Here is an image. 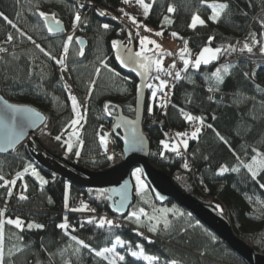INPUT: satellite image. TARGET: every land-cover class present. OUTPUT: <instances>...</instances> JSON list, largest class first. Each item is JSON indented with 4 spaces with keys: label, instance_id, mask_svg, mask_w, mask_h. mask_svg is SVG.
I'll return each instance as SVG.
<instances>
[{
    "label": "trees",
    "instance_id": "obj_1",
    "mask_svg": "<svg viewBox=\"0 0 264 264\" xmlns=\"http://www.w3.org/2000/svg\"><path fill=\"white\" fill-rule=\"evenodd\" d=\"M37 2L39 6L43 3H63L71 14L79 11L83 16L82 21L86 22L81 23L85 29L82 37L85 40V46L82 47L83 56L79 55L81 48L76 43V37L69 46L65 61L75 94L86 96L87 111L80 133V140L83 143L79 148L80 155L77 156V162L95 171L106 169L107 161L105 156L99 153L96 130L100 124L112 126V118L117 113V108L112 110V115L109 116L104 111V104L110 101L112 105H118L123 114L132 117L138 89L137 80L121 72L113 58L112 41H125L123 17L119 11L121 0H0V12L16 24L25 23L30 27L28 32L38 41L37 43L58 57L64 41L61 36L47 35L43 21L33 7ZM145 2L152 3V0ZM81 4L83 7H80ZM169 5L175 7V12H167ZM95 8L105 12L108 17L99 15ZM194 13L206 20L204 26L198 25L195 30L188 27ZM166 15L172 20L171 24L163 23ZM210 15L211 9L201 5L199 0H155L148 17L146 19L144 16L139 17L137 20L155 31L163 30L165 38H173L171 33L177 32L179 37L188 41L190 56L206 45L221 47L234 44L239 50L245 37L251 32L257 33L258 39H264L259 36V33L264 31L259 23L264 19V0H230L229 9L221 14L217 22L209 20ZM103 24H109L110 27L105 30L101 27ZM7 33H11L14 37V43L11 45L2 43ZM209 36L214 37L210 45H208ZM173 39L177 42L178 53L183 42L179 38ZM238 41L241 43L237 44ZM132 43L137 49L138 38L133 36ZM0 46L13 49L11 52L0 53V83L5 97L13 102L28 103L38 110L49 111L54 119V134L60 135L67 127V122L72 119V113L68 107V94L59 70L50 68L48 79L41 80L31 75L30 57L33 55L34 46L30 41L18 36L15 29L2 18H0ZM230 52L222 53L219 59L208 65L202 64L199 69L190 65L187 71H181L183 62L179 59L178 71H181L182 78L175 80L169 106L165 114L159 111L155 122L143 128V132L149 142L150 162L169 175L183 192L213 207L226 217L239 237L264 253V189H261L244 169L239 173L229 171L222 175L218 174L221 164L232 167L236 160L228 145L219 140L217 132L229 141L231 148L246 162L252 154V147L264 151V63L251 66L244 59L222 62ZM251 53H261L259 45L255 46ZM100 59L106 60L109 67L119 73V76L101 68L97 77L95 69L99 67ZM225 65L228 66V73L221 74L223 82L218 85L219 91H213L219 92L221 97L219 100H209L208 97L212 93L207 88L215 87L217 82L214 77L211 79L208 77L217 68ZM244 73L249 75L246 77ZM253 73L255 75H252ZM155 75L153 69L147 83L153 84L152 81L155 80L151 77ZM93 79L96 80V84L89 97V84ZM256 85L260 86L259 89ZM151 90L146 87L143 114L149 107L156 110L154 99L152 104L150 103ZM180 109H183L184 113L202 116L205 119V126L198 139H188L185 159L175 152L165 150L160 143L162 140L170 141L168 128L182 130L184 127H194L196 124L186 121ZM213 116L216 119H212ZM207 124L213 127L208 128ZM56 142L65 148L63 137ZM114 144L117 148L121 147L117 140ZM76 152L75 148L69 153L70 159L74 158ZM187 161L193 167L192 171L183 167ZM28 163H31L48 181L47 184L40 185L39 181L28 173L23 180L17 181L12 197H7V188L0 187V208L5 207L2 205L5 201L14 206L7 208V215L13 218L19 216L26 223L44 225L43 229H25L24 232L19 233L24 237L22 244L27 247L15 256V264H37V261L39 264H63L65 259L70 260L72 264H107V261L95 257L94 253L87 249H81L79 254L73 255L74 242L57 227L65 216L70 226L75 228L72 234L85 240L92 248L99 250L111 247L116 236L129 242L125 248H116L119 254L126 257L124 262L118 264H148L143 259L131 257L128 253L127 247L131 246L135 249L137 244L143 246L146 254L158 256V262L162 264H169L172 259L180 261V264H244L240 257L202 224L201 227H189L197 221L186 211L183 212L185 213L183 217L172 219L169 230L154 232L159 238L143 237L123 226L99 227L98 218H95L97 223H86L93 217L87 211H70L72 201L79 197L100 210H109L106 193L98 197L99 190L104 189L69 184L59 175L40 168L24 146H19L14 153L0 154V175H4L7 179L9 174L22 171ZM257 179L260 183H264V174ZM24 183L28 185L26 192L23 189ZM66 191L68 208L64 206ZM22 192L28 197L27 200L18 199ZM165 204H174V202L167 200ZM217 204L220 205V209L216 208ZM142 206L133 200L130 210ZM81 223H84L82 228ZM143 224L146 225L143 228L148 230L149 225ZM184 228H187V231L181 230ZM17 231L12 226H6L8 235ZM212 236H215V242L212 241ZM12 243L20 242L13 237L6 241V249L11 247ZM65 248L67 251L61 255L60 250Z\"/></svg>",
    "mask_w": 264,
    "mask_h": 264
},
{
    "label": "snow or ice",
    "instance_id": "obj_2",
    "mask_svg": "<svg viewBox=\"0 0 264 264\" xmlns=\"http://www.w3.org/2000/svg\"><path fill=\"white\" fill-rule=\"evenodd\" d=\"M131 0H122V3L129 4ZM153 3H155V0H152V3H146L145 0H136V4H138L143 9V16L146 19L149 15V12L152 8ZM199 3L201 5H206L207 8L211 9V15L208 17L209 20L212 22H217L221 14L224 13L226 10L230 7V0H223V2H218V0H199ZM33 7L36 10V14L39 16V18L43 21L44 26L47 28V31L49 33H56V32H62L64 31L62 21L57 18L56 14L54 12H45L40 10L39 3L37 2ZM80 7H83L81 4ZM119 11L122 13L123 16L128 17L129 21L133 26L136 28L135 37L139 40L140 48L138 51L133 52L131 48L127 47L123 44L120 40H113L112 41V47L115 49H120L121 47L127 48V57H122L119 54L117 55V59L120 61V63L124 67H131L132 71H135L140 75L141 77H146L149 75L150 72L153 71V69L156 72L155 76H152L151 79L158 81L159 83L157 85H153L150 83H145L143 86L147 87L149 89H152L151 96L153 99L157 97L158 93H163V90L165 88L169 87L168 80L162 79L161 74L165 76L172 77L175 80L181 79V71H187L189 66L199 69L200 66L208 65L212 61H215L219 59V56L224 52L229 51H236V45L234 44H227L221 47L213 48L211 46H204L198 55L195 57L194 60L188 58L191 53L190 49L188 48V41L184 39L183 37H179V34L177 32H172L171 36L173 38H179L183 42V46L178 50V53H172L170 51H159L162 46L161 44L157 43L156 40L149 39L148 36H141L139 29L143 27L144 31L151 32V29H148L146 26L142 25L136 18V16L131 15L130 13L126 12L123 8L119 9ZM168 13L175 12V7L172 5H169L167 7ZM99 15L104 16L106 15L105 12L101 11L99 12ZM0 18H2L8 25H10L15 31L18 33L20 37H26L28 41H30L34 47L42 53L45 57H47L50 60L55 61L57 65L61 66V71H66V59L69 53V45L73 41V35H68L66 38L65 43L62 46V53L60 54V57L57 58L55 55H53L51 52L47 51L44 47L41 46V44L37 43L36 40L33 39L32 35H29L25 31H23L21 28L17 26V24L9 19L7 16L3 14V12H0ZM113 19H117V17H112ZM81 23H86L85 21H82L81 15L79 11H77L74 14L73 19V27L79 26ZM164 24H171L172 20L169 18V16H164L163 18ZM261 28H264V19H261L259 21ZM206 24V21L201 18V16L197 13H194L191 17V23L188 25L189 28L195 30L198 25L204 26ZM103 29L107 30L110 25L109 24H103L101 26ZM157 37L163 36V30L157 31L154 33ZM259 36L264 38V31L259 33ZM133 39V33L131 30L128 31V40L129 43H131ZM214 37L209 36L208 37V45L211 44ZM3 44H13L14 43V37L11 33H7L6 39L2 42ZM76 43L83 44L84 41L82 38L77 37ZM241 42H237V44H240ZM148 45L154 46V49L148 48ZM259 45V51L261 53H264V39H258L257 33L251 32L248 34V36L245 37V40L242 43V47H240V51H247L251 53L253 51V48L255 46ZM8 49L4 46H0V53L7 52ZM152 52V55L149 56L148 53ZM84 52L81 48L79 50V55L83 56ZM179 56V59L183 62V68L181 71H176L173 73L171 69H174L176 67L175 60H173L172 64L169 65L168 68H165L163 66V59L165 56H173L177 55ZM99 63L101 67H97L95 69V75L98 77L101 72V68L108 70L109 72H112L115 76H119V73L115 72L114 69L110 68L106 60L100 59ZM228 66H222L215 70V72L211 73L209 79L212 77L215 78L217 85L215 87H210L209 91H219V84L223 82L222 73H228ZM244 75L247 77L249 74L244 73ZM252 75H255L253 73ZM61 79L63 80V76H61ZM96 80L93 79L90 81L89 84V97L91 96L92 88L95 86ZM257 89H259V85H256ZM64 88L66 91H68V99L71 101V107L72 112L75 114L74 118L69 120L67 122V127L65 128V132L67 133V140L64 141V144L67 146L66 150L67 152L71 153L73 151V138H77L79 142L82 144L83 141L80 140V130L77 128V125L80 124L82 120H85V116L79 111L82 105H79V102L77 100V97L73 95L70 91L71 86L67 83L64 84ZM139 91V89H138ZM164 95H167L164 93ZM209 100H213V96L208 97ZM0 102L3 103V109H0V130L3 132L2 138H0V152L8 151L9 149H15V146L25 137L26 135V128L32 127L36 124L37 120L43 121L45 118L43 115L37 111L34 108L24 106V105H18V104H10L7 100H4L3 97H0ZM167 102H163L160 104V107H165ZM118 105H112L111 102H106L104 104V111L107 115H112V110L118 108ZM86 107L84 108V112H86ZM149 113L152 112V108L149 107L148 109ZM181 113L184 115V119L190 123H197L200 125L198 127H195L194 130L189 134L188 132H177L175 134L176 138H179L178 141L170 143L167 140H162L160 143L163 145V148L165 150H170L172 152H175L177 154H180L179 149L182 145L185 150L188 149V139L196 140L199 137V134L202 131V128L205 126V119L202 116H194L191 114L184 113L183 109H180ZM121 119L122 123L125 125H134L135 121H126ZM212 119H216L215 116L212 117ZM82 127V126H81ZM102 127V126H101ZM116 128L121 127V124L118 123L115 125ZM206 127L212 128L213 126L211 124H207ZM68 128H71L72 131H68ZM215 131V129H213ZM133 132V138L129 140L127 137H125V142L132 148H135L138 143H142V140L138 141L135 138V132L136 129L132 128ZM219 140H221L225 145H228L229 150L232 152V155L235 157L236 163L232 167H229L227 164H221L218 169V174H224L226 172H236L239 173L241 169L246 170V172L249 174L250 178L253 181H256L259 184V187L261 189H264V183H260V181L257 179L261 176V174H264V151L259 150L256 147L251 148V155L247 162L245 159L241 158L240 155L236 153L235 150L231 148V144L227 139H225L224 136H221L219 132L216 133ZM57 141H60L62 139L61 135H57L55 137ZM101 144H106V139L104 136L100 137ZM76 156L80 155V152L77 151L75 153ZM163 155V153H161ZM108 159H113L112 156H108ZM207 159V157H205ZM183 167L185 169L189 168V164L185 162L183 164ZM30 171V174L35 177L37 181H39L40 185H45L48 183L47 180L42 177L39 172L36 170V168L31 164L28 163L22 168V171H18L15 173V178L9 180L6 179L4 175H0V187L7 188V197H12L13 192L12 188L17 185L18 180H23L25 174H28ZM141 173L142 169L136 168L131 175L135 178L136 181V188L138 192H143L145 190V185L142 183L141 180ZM128 187L127 182H125L119 189L112 188L110 190H99L98 197L104 196L106 192L110 191L112 193H117L121 196V199L114 205V210L121 211L125 206V199H126V189ZM28 188L27 183L23 184V189L26 192ZM110 198V197H109ZM19 200H27L28 197L23 194V192L18 197ZM157 199L163 200L164 197L157 194ZM49 203H51V199L49 198ZM64 206L65 208H68V194L67 191L65 193V200H64ZM217 209H220V205H216ZM70 211H95L94 209H90L87 204H84L82 202V206L80 208H70ZM7 213V201H5V207L0 208V264H15V256L19 253H22L26 245H23V239L24 237L20 235L19 233H22L27 230L35 229H43L44 225L34 222H25L24 219H22L19 216H16L15 218L9 216ZM168 213L172 214L173 219L183 217L185 213L181 212L179 209L173 208H163L158 209L155 206L152 208V214L147 212L145 208L140 207L137 210H134L128 214L126 219L134 220V222L138 226H146L143 224L141 217H144L147 221L153 222L151 226H148L149 232H156L157 228L161 225H163L162 230H169L172 226V220L168 219ZM189 216H191V213H188ZM86 223L92 224L97 223L95 218H89ZM105 224H107L110 228L111 227H119L120 225L114 224L112 220H108L106 218H100L98 221L99 227H104ZM6 226H12L14 229L18 230L17 232L11 233V235H8L6 233ZM84 226V223L80 224V227L82 228ZM59 229H61L65 236H68L71 241L74 242L75 247H73L72 252L73 255L79 254L81 249H87L89 252L94 253L95 257L102 258L104 261H107V264H118V262H124L126 257L125 255H121L118 252L115 251L116 246H120L121 248H125L126 245L129 244V242L121 239L119 236H116L114 243H112L111 247H104L99 250L92 248L89 243H86L85 240L78 238L76 235L72 234L75 232V228H72L68 222V218L65 216L63 218V222L59 223L57 225ZM189 227L195 228V227H201L199 221H197L195 224L189 225ZM71 228V231L69 229ZM182 231H187V228L181 229ZM138 235L143 236V232H137ZM15 238L16 241L20 243H12L11 247H8L6 249V241L11 240L12 238ZM147 239V238H146ZM212 241L215 242V236L211 237ZM151 242V241H149ZM135 249L131 246L127 247L128 253L131 255V257H134L136 259H143L144 261H147L148 264H154V262H157L159 260L158 256L155 255H148L145 253V250L142 245L137 244L135 245ZM67 249H61L60 254L63 255L64 252H66ZM203 254V253H202ZM54 255V254H50ZM37 264H39V261H37ZM63 264H72V262L68 259L63 260ZM169 264H180V261L176 259H172L169 261Z\"/></svg>",
    "mask_w": 264,
    "mask_h": 264
},
{
    "label": "water",
    "instance_id": "obj_3",
    "mask_svg": "<svg viewBox=\"0 0 264 264\" xmlns=\"http://www.w3.org/2000/svg\"><path fill=\"white\" fill-rule=\"evenodd\" d=\"M96 12L99 14L101 12L100 9L95 8ZM102 17L107 18L108 15H104ZM64 31L49 33L47 28L45 27V31L48 36H58L65 32V25L62 22ZM83 39V38H82ZM84 43L78 44L81 48L85 46ZM121 41V40H120ZM124 44V43H123ZM127 47L131 48L133 52H135L134 44L127 43L124 44ZM122 57H127V48L121 47L120 49H114V62L117 65L118 69L137 80L138 89L135 95L134 101V110L133 116H127L123 114L120 107L117 108V113L113 115L112 118V133L116 140H118L121 144V149L124 153V159L117 165L95 171L90 169H84L81 174H78L66 166L59 163L57 160L48 157L39 152L33 144L32 133L35 129H37L43 121L37 120L36 124L32 127L26 128L25 137L15 146V149L19 146L25 144L27 152L31 156L32 160L42 169L47 170L49 172L55 173L59 175L62 179L67 181L69 184H73L76 186L84 187V188H102L104 190H110L112 188L119 189L125 182H127L128 187L126 189V199L125 206L121 211L114 210V205L121 199V196L117 193H112L110 191L106 192L108 197L109 210L113 214H117L119 216H124L128 213L130 205L133 201L134 194V185L131 179V172L135 168L142 169V174L144 179L149 186L152 194L155 197V200L158 204L163 205L167 200L173 201L176 205H178L181 209L186 211L187 213H191V216L199 221L205 228H207L210 232L215 234L218 238H220L225 245L234 252L238 257L242 259L244 264H264V253L253 248L248 243H246L242 238L238 237L232 227L230 222L220 213H217L216 210L206 204L201 203L194 197L189 194L183 192L171 179L169 175H167L164 171L157 168L153 165L149 160V142L146 135L143 132V128L141 126L142 117L144 112V104L146 99V87L143 85L147 83L148 76L141 77L137 72L132 71L131 67H124L120 61L117 59V55ZM248 55L246 54L247 61L251 63V60L248 59ZM253 56L255 62L253 64L257 65L263 62L262 58L264 56H256L255 54H250ZM211 96L214 97L215 100H219L221 95L219 93H214ZM0 97H3L4 100H7L10 104H18L24 105L31 108L36 109V107L25 104V103H14L6 99L3 95L0 85ZM0 109H3V103L0 102ZM42 115L43 113L39 111ZM44 117V116H43ZM126 121H135L134 125H125L122 123L121 119ZM120 123L121 127L116 128L115 125ZM136 129L135 138L142 143H138L135 148L130 147L125 142V137L129 140L133 138L132 128ZM3 132L0 130V138H2ZM14 149H9L5 152H0V154H5ZM157 194L164 197L163 200L157 199ZM110 197V198H109Z\"/></svg>",
    "mask_w": 264,
    "mask_h": 264
},
{
    "label": "built area",
    "instance_id": "obj_4",
    "mask_svg": "<svg viewBox=\"0 0 264 264\" xmlns=\"http://www.w3.org/2000/svg\"><path fill=\"white\" fill-rule=\"evenodd\" d=\"M122 22L124 25V35H125L126 39H128V31L129 30H131L133 33V36H135V32H136L135 26H133L131 24V22L126 18H123ZM81 29H82V31H85L83 27H81ZM139 31H140V35L144 36L145 31H144L143 27H141L139 29ZM153 37L155 38L156 36L154 35ZM166 50L170 51L172 53H177L176 47L175 48L174 47H167ZM257 56H264V55H257ZM239 59L247 60L246 54L240 53L238 50H236V51H232V52L228 53V55L222 59V62H231V61L239 60ZM173 60H175L176 67L174 69H171V71L173 73H175L176 71H178V68H179L178 55L165 56L163 59V66L165 68H168L169 65L172 64ZM161 78L168 80L169 87L165 88L163 90V93L157 94V97L154 100L156 110L152 109L151 113H149V111H147L143 114L142 123H141L142 128L149 127L153 122H155V120L159 114V111L165 114L167 107L169 106L171 94L174 91L175 79H173L172 77H169V76H165L163 74H161ZM207 90L209 91V88H207ZM164 93H166L167 95H164ZM163 102H167V103H166V106L162 108V107H160V104ZM41 112L43 113V116L45 119L43 120L42 124L37 129L34 130V132L32 133L31 136L34 140V137L35 138L36 137L43 138L42 136L47 135L49 143H44V142H42V139H40L37 141L38 142V145H36L37 148L39 149V151L41 153H45V154L49 155L50 157H53L59 163L66 166L70 170H73L77 173H81L86 167L84 165L78 164L77 162L74 161V159H70L67 156L66 152L59 145H57L56 142L54 141V134H53L54 133V123L52 120L53 118H52L51 113L49 111H42V110H41ZM195 127H198L197 123L194 124V127H184L182 130H176V129L168 128L167 134H168V137L170 139L169 142L172 143V142L178 141L179 138H176V136H175V134L177 132H188L189 133V132L193 131ZM77 128L81 131L79 126H77ZM63 134H64V132H63ZM96 134H97V141L99 144V153L101 155L105 156L106 161H107V167L109 168V167H112L114 164L119 163L123 159V153L115 148L113 139L110 135V127L106 124H100L96 130ZM101 136L105 137L106 144H101V142H100ZM179 152H180V154H178V155L181 158L185 159V157H187L186 150L183 148L182 145L180 146ZM108 156H112L113 159L109 160ZM187 163L189 164L188 170L192 171L193 167L191 166L190 162L187 161ZM13 178H15V173H11L7 177V179H9V180H11ZM12 192L14 195L13 189H12ZM82 202L84 204H87L90 209L95 210V211H87V212H89L90 216L93 218H98L100 220V218L103 217V218H106L108 220H112L114 222V224L120 225L119 227H121V226L128 227V228L132 229L133 231L143 232L144 233L143 237H147V236L152 237V238L157 237L155 233L149 232L147 229H145L141 226H138L131 219H126L127 216H119L117 214L111 213L109 210H100L97 206L90 204V203H87L82 199H75L72 202L71 208H80L82 206ZM2 205L5 206V202H3ZM11 207H14V206L7 203V208H11ZM105 225L108 226L107 224H105ZM111 228H116V227H111Z\"/></svg>",
    "mask_w": 264,
    "mask_h": 264
},
{
    "label": "rangeland",
    "instance_id": "obj_5",
    "mask_svg": "<svg viewBox=\"0 0 264 264\" xmlns=\"http://www.w3.org/2000/svg\"><path fill=\"white\" fill-rule=\"evenodd\" d=\"M39 8H40V10H42V11H45V12H54L55 14H56V16H57V18L58 19H60L63 23H64V25H65V33H63V34H61V35H59V36H61L62 37V39H63V41H64V43H65V41H66V38H67V36L68 35H73V37L74 38H76V37H84L83 35H84V33H85V31H82V29H81V26L79 25V26H77V27H73V19H74V14H71L70 13V11H69V9H68V7L67 6H65L63 3H43L42 5H40L39 6ZM121 8H123L126 12H128V13H130L131 15H133V16H138V18L139 17H143V9L138 5V4H136V0H131V2L129 3V4H124V3H122V0H121V6H120V9ZM81 15V14H80ZM122 17L123 18H126V19H128V17H126V16H123L122 15ZM81 18H82V15H81ZM137 18V17H136ZM201 18L202 19H204L202 16H201ZM205 20V19H204ZM139 21V20H138ZM206 21V20H205ZM140 22V21H139ZM141 23V22H140ZM142 24V23H141ZM143 25V24H142ZM17 26L19 27V28H21L23 31H25L26 33H28L29 34V32H28V30L30 29V27H28L25 23H23L22 22V24L20 25V24H17ZM144 26H146L148 29H151L152 31L151 32H147V31H145V34H144V36H148L149 37V39H153V40H156L157 41V43H159V44H161V46H162V48L159 50V51H165L166 50V48L167 47H176L177 46V42L175 41V39H173V38H165L164 36H162V37H153L155 34V32H157V31H160V30H153L152 28H150L149 26H147V25H144ZM45 29V28H44ZM46 32V31H45ZM16 34L18 35V33L16 32ZM30 35V34H29ZM19 36V35H18ZM22 38H24V39H26V37H22ZM73 38V39H74ZM33 39H34V37H33ZM27 40V39H26ZM35 40V39H34ZM36 42H38V41H36ZM63 43V44H64ZM30 44L32 45V46H34L31 42H30ZM71 44H72V42H71ZM70 44V45H71ZM69 45V46H70ZM42 46V45H41ZM43 47V46H42ZM78 47H80V46H78ZM212 47V46H211ZM45 48V47H44ZM81 48V47H80ZM139 48H140V45H139V40H138V47H137V50L136 51H138L139 50ZM148 48H150V49H154V46H152V45H148ZM213 48H216V47H213ZM202 49V48H201ZM200 49V50H201ZM155 50V49H154ZM200 50L199 51H197V52H195L192 56H189L188 58H190V59H192V60H194L195 59V57L198 55V53L200 52ZM32 53H33V55L30 57V67H29V72L31 73V75H35V77H39L41 80L42 79H48L47 77H49V75H50V68H56V69H58L59 70V72H60V74H61V76H63V80H62V83H63V86H64V84L65 83H67L68 85H70L71 86V88H70V91H71V93L73 94V95H75L76 97H77V100H78V102H79V105H82L83 107H81L80 109H79V111L83 114V115H85V112H84V108L86 107V96H80V95H77V94H75V91H74V87H73V84H72V81H71V79H70V76H69V72H68V70H66V71H61V66L60 65H57L56 63H55V61H53V60H50V59H48L47 57H45L42 53H40L35 47H34V49H33V51H32ZM62 53V49H61V51H60V54ZM149 53H151L149 56H151L152 55V52H149ZM240 53H244V54H246L247 53V51L246 52H240ZM60 54H59V56L57 57V58H59L60 57ZM262 60H263V62H264V58H262ZM253 65V64H252ZM99 67L101 66L100 65V63H99V65H98ZM152 83H153V85H157L159 82L158 81H152ZM151 92H152V90L150 91V103L152 104V102H153V98H152V96H151ZM66 93L68 94V91H66ZM68 107H69V109H70V111H71V113H72V118H74V113L72 112V107H71V101L70 100H68ZM82 122H83V120L80 122V124L79 125H77V126H79L80 127V129H81V126H82ZM68 131L70 132V131H72V129L71 128H68ZM63 132H64V135H63ZM63 132L62 133H60V135L63 137V140L65 141V140H67V138H68V136H67V133L63 130ZM81 133V132H80ZM72 143H73V149H75L76 148V150L77 151H79V148H80V146H81V143L79 142V140L77 139V138H73V140H72ZM66 145H65V150H66ZM66 152H67V150H66ZM68 154H69V152H67ZM54 159V158H53ZM74 161L75 162H77V156L75 155L74 156ZM56 160V159H55ZM122 161V160H121ZM120 161V162H121ZM119 162V163H120ZM78 163V162H77ZM119 163H116V164H114L113 166H115V165H117V164H119ZM136 169V168H135ZM135 169H133V171L135 170ZM132 171V172H133ZM75 172V171H74ZM131 172V173H132ZM29 174H30V171H29ZM79 174V173H78ZM131 179H132V182H133V185H134V194H133V200L134 201H136V203L137 204H140V205H143L142 207L143 208H145V210L147 211V212H149L150 214H152V208H153V206H155L156 208H158V209H163V208H173V207H175L176 209H179L181 212H184V210L183 209H181L178 205H176L175 203L174 204H169V205H167V204H163V205H160V204H158L157 202H156V200H155V197H154V195L152 194V192H151V190H150V188H149V186L147 185V183H146V181H145V179H144V176H143V174L141 173V180H142V183L145 185V190L143 191V192H138L137 191V188H136V181H135V178L131 175ZM138 208H140V207H137V208H135V209H133V210H130V208H129V212H128V214L130 213V212H132V211H134V210H137ZM168 215V219H170V220H172L173 219V217H172V214L171 213H168L167 214ZM141 220H142V222L143 223H147L149 226H151V224L152 223H154V221L153 222H149V221H147L144 217H141ZM162 229H163V225H162V223H161V225L157 228V232H160V231H162ZM117 247H120V246H116V248ZM133 250H136V249H133ZM115 251H116V249H115ZM117 252V251H116ZM147 262V261H146ZM148 263V262H147ZM154 264H162V263H160V262H154Z\"/></svg>",
    "mask_w": 264,
    "mask_h": 264
},
{
    "label": "bare ground",
    "instance_id": "obj_6",
    "mask_svg": "<svg viewBox=\"0 0 264 264\" xmlns=\"http://www.w3.org/2000/svg\"><path fill=\"white\" fill-rule=\"evenodd\" d=\"M65 33V32H64ZM59 36V35H58ZM8 49V48H7ZM13 49H8V51L7 52H11ZM246 54H249L248 55V59H250L251 60V63L253 64L254 62H255V60H254V58H253V56H251L250 54H255V55H260V54H264V53H249V52H247ZM262 64L264 63V62H261ZM260 63V64H261ZM257 65H259V64H257ZM0 85H1V83H0ZM1 90H2V88H1ZM2 93H3V91H2ZM4 95V94H3ZM5 96V95H4ZM7 99V98H6ZM9 100V99H8ZM9 101H11V100H9ZM11 102H13V101H11ZM14 103H20V102H14ZM25 104H28V103H25ZM53 120V123H54V119H52ZM110 127V135L112 136V139H113V142H115L116 141V139H115V137L113 136V133H112V128H111V126H109ZM81 132V131H80ZM62 133V132H61ZM54 134V133H53ZM43 138H41V137H34V140H33V138H32V140H33V144H34V146L36 147V149L37 150H39L38 148H37V146L36 145H38V140H40V139H42V142H44V143H49V141H48V136L47 135H44V136H42ZM55 137H56V135L54 134V141L56 142V139H55ZM118 141V140H117ZM56 144L57 145H59L65 152H66V150H65V148L62 146V145H60V144H58L57 142H56ZM115 145V144H114ZM21 146H24L25 147V144H23V145H21ZM116 149H118L119 151H121L122 153H123V151H122V149H121V147L120 148H117V147H115ZM17 149V148H16ZM16 149H14L13 151H10L11 153H14L15 152V150ZM10 152H8V153H10ZM40 152V151H39ZM41 153V152H40ZM6 154V153H5ZM29 154V153H28ZM42 154H44V155H46V156H48V157H50L49 155H47V154H45V153H42ZM66 154H67V156L70 158V156H69V154L66 152ZM30 156V155H29ZM31 157V156H30ZM51 158H53V157H51ZM123 159H124V153H123ZM122 159V160H123ZM85 169H87V168H85ZM91 170V169H90ZM73 171V170H72ZM77 173V172H76ZM79 174H81V173H79ZM75 199H82V200H84L83 198H79V197H76V198H74V200ZM73 200V201H74ZM72 201V202H73ZM85 202H87L86 200H84ZM87 203H89V202H87ZM91 204V203H90ZM72 205V204H71ZM110 211V210H109ZM217 212V211H216ZM218 213V212H217ZM226 218V217H225ZM227 219V218H226ZM228 220V219H227ZM235 233V232H234ZM236 234V233H235ZM237 235V234H236ZM238 236V235H237ZM239 237V236H238ZM156 238H159V237H156ZM241 238V237H240ZM244 240V239H243ZM245 241V240H244ZM246 242V241H245ZM247 243V242H246ZM250 245V244H249ZM251 246V245H250ZM254 248V247H253Z\"/></svg>",
    "mask_w": 264,
    "mask_h": 264
},
{
    "label": "crops",
    "instance_id": "obj_7",
    "mask_svg": "<svg viewBox=\"0 0 264 264\" xmlns=\"http://www.w3.org/2000/svg\"><path fill=\"white\" fill-rule=\"evenodd\" d=\"M137 17V19H138V16H136Z\"/></svg>",
    "mask_w": 264,
    "mask_h": 264
}]
</instances>
